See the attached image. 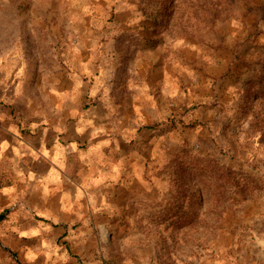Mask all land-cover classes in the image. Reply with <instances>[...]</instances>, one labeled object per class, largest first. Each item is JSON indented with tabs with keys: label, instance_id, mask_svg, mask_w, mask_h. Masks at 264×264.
<instances>
[{
	"label": "rangeland",
	"instance_id": "rangeland-1",
	"mask_svg": "<svg viewBox=\"0 0 264 264\" xmlns=\"http://www.w3.org/2000/svg\"><path fill=\"white\" fill-rule=\"evenodd\" d=\"M96 46L161 111L145 173L110 188L107 264H264V0H0L1 105L31 113Z\"/></svg>",
	"mask_w": 264,
	"mask_h": 264
},
{
	"label": "crops",
	"instance_id": "crops-1",
	"mask_svg": "<svg viewBox=\"0 0 264 264\" xmlns=\"http://www.w3.org/2000/svg\"><path fill=\"white\" fill-rule=\"evenodd\" d=\"M97 47L91 58H73L31 113L0 101V264H107L99 237L113 225L110 188L123 173H145L146 147L155 144L144 135L155 132L147 112L156 120L161 111L156 81L112 82ZM67 181L95 189L89 208L66 192ZM48 187L58 188L53 198Z\"/></svg>",
	"mask_w": 264,
	"mask_h": 264
},
{
	"label": "trees",
	"instance_id": "trees-1",
	"mask_svg": "<svg viewBox=\"0 0 264 264\" xmlns=\"http://www.w3.org/2000/svg\"><path fill=\"white\" fill-rule=\"evenodd\" d=\"M170 131H171V129H170Z\"/></svg>",
	"mask_w": 264,
	"mask_h": 264
}]
</instances>
